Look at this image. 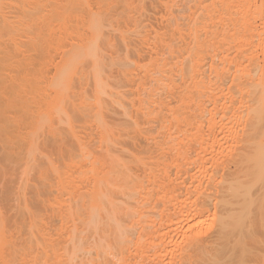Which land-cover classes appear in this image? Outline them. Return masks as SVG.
Masks as SVG:
<instances>
[{
  "label": "bare ground",
  "instance_id": "bare-ground-1",
  "mask_svg": "<svg viewBox=\"0 0 264 264\" xmlns=\"http://www.w3.org/2000/svg\"><path fill=\"white\" fill-rule=\"evenodd\" d=\"M115 1L116 0H0V142H2L1 145L2 146L4 145V149L6 148L7 154H10L11 158L13 160H18L24 156L25 162L27 163V167L28 166L30 167L29 164L31 163V165H32L33 160L36 159L34 156L37 157L38 153H42L41 155L44 156L43 158H44L46 163H45V167L40 170L39 176H40V180H42L44 182L43 183L44 187H45L44 189H46V190H44V192H42L41 195L38 192L37 198L40 199V201L42 202V204L44 206L47 207V205H48V207H47L48 209L46 208L48 211L46 209H44L43 215L40 214V216L38 213H36L33 210L28 208V218H29L28 226H29L30 233H29V237H28V245H25V247L23 248V253L20 252L21 255H19V253L14 248L9 246L8 237L3 232L4 218L0 216V232L3 233V234H1V235H3V237H0V238H2V239H0V242H1L0 245H1V248H2V246L5 248V250H3V252L1 251L2 252L1 256L2 257L4 256L3 258L5 259L4 260L0 256L1 260L3 259L2 260L3 262L1 264H10L11 262H14V261L16 262L17 260H15V259H17V258H18L17 263L19 264V262H21V264H23L22 260L25 258L26 255H27V257H29L30 261H32V263H34V264H46L47 263L46 261H48L51 264H54V263L55 264H139V263L145 264L148 262L147 259L150 258V257H148L149 256L148 254L152 253V252H150L147 254V252L149 251V249L150 250L152 249V251H153V248H154V247L150 248L149 246L154 245L153 242H156V239H161L163 236H165V234L162 235V233L159 232V231L163 230V229H161L163 227H161L160 230L157 229L158 231L152 230L153 233H150V234L148 233V232H150V230H149L147 232L149 234L148 235L149 238L148 239L146 238L147 236L144 233L147 231L146 230L147 228H145L146 224L143 225V228H145V229H142L141 224L143 222H145V220L148 221V219H150V221H152V223L154 224L157 218H155V219L152 218L155 221L151 220V217L153 216L152 213H151L152 216H147V215H146L147 217H145V215L143 216V213L146 210L145 211L141 210L140 207L143 206V208L149 209V208H146V206H149V204L144 206V203L143 204H140V203L145 202L146 201L145 197H149V195L151 196V194H150L151 192H153V197H154V194L159 195V197H161V196L163 197L164 195L166 196L168 194L167 195L168 200L171 197L174 202H177V196L176 195L177 194L179 195V193H181L182 190L180 192L178 191L179 193H177L176 192L177 190L176 191H174V190H175V187H176V189L178 187L176 185L172 187V189L174 188V190H171V191H173L174 193L176 192L175 197L173 196L174 199L176 198L175 199L176 201H175L172 196H169L172 192H170L166 189L168 191V193H167V191L164 190L166 188L165 183L167 181H165V183H163L165 188H161L162 184L160 183L161 187H159V185L155 184V183H157V182H155V180L156 179H157V181L160 180L159 177H163V174L165 172L167 175H168V173H170L169 170H168L169 172L167 171V166H169L170 163L175 165V166L177 165L178 167H174L177 169L179 168V165H180V167H181L180 171H181V173L183 172L182 177L185 174L184 173L185 171H188V170H189V172L191 171L190 170L191 168H189V169L187 168V170H185L186 167H188L190 165V162L192 160L191 155L190 156L188 155L191 151H187L188 150L187 147H190V145L189 146H187V145L190 142L187 141L189 143H187V145H186L187 150H185V148H183L184 147L183 145H185L184 144L185 141L183 142V145L178 144V146H177V143H176L177 141L176 140L174 141V138L172 137V135H170L171 133H167L166 131H164V133L163 132L161 133L162 135L160 134L161 136H163V134H164L163 137H160V135L158 134L160 141H161V139H162V141L158 142V140H156V142H158L157 144L158 145H162V144L165 145V146L162 145L159 147L160 148L164 147V149L166 150V151L165 150L164 151L166 153L168 151V153H170L171 155L176 154V157L178 159V163L176 161V163L174 162L175 163L174 164L173 163L174 159L173 160H171L169 158L164 159L165 155L163 156V158L162 157L160 158V156H161L160 154L155 156V158H156L155 162L157 163V161L159 160L163 164L162 165L159 162L162 166L161 169L164 173L162 171H160L161 173H163L162 175H160L161 173H159V170H158V172L155 171L158 167H156V169L153 167L155 170L153 168L152 169L150 168V171L147 170L148 171L147 176L149 175V177H147V180H148V178L150 179V180H148V181H150L149 182L150 185L148 182H146L148 187L146 185L145 186L147 187V189L150 186V190L148 189V191L145 190V188H146L144 186L145 182H143V180L141 182L140 179H136V178L134 179L131 172L129 171L127 163L124 160H122L120 158V156L113 153V151H112L113 147L112 146H114V143L117 142V140H116L117 133H115V132H116V130L119 132L121 129H117L116 128L117 126L115 127L114 124H113L114 125L113 126L112 124H110L109 121L107 122V120H106L107 117H105V115H104V113H105L104 110H105V106H106V104H104V100H106V99L103 98V95H105L106 93L108 95V93H109L110 96L108 95V97H111L112 91L114 90V89H112L113 86H111L109 84L110 82L107 80V78H105L104 74L107 75L105 73V69H107L109 67L106 65H108L109 62H110V64H115L116 58L113 57V55H112V56H110L111 58H109V59H111V60L110 61L108 60V63H107V61L104 60L105 54H104V49H103L102 45H104V44L111 45L112 39H110V41H108L102 37V33L104 32L103 28H105V26H109V27L111 26L112 30L114 29V31L117 30L119 33L121 32V34H123L122 39L125 40L130 35L126 34V33H129V31L127 32V30H129V28L123 29L124 27H126V26H124V21L129 22L127 25L130 24V26H133L131 32L134 29L137 30V28H135V27H137L136 24L138 23L137 17L140 16V14H141V13H139V15H138V13H137L138 9H136V7H137L136 5H138V1L134 5L135 6V8H134V6H132L134 0H119L120 3L121 2L123 3V4L121 3L122 6L124 5L123 10L125 13L123 12L124 14H122V16L121 15L120 16L110 15L111 14L110 9H112L114 4H116ZM197 1H200V0H196L194 2H197ZM227 1H228V3H227ZM227 1L226 0H203L202 2H204V3H202V6L198 5V7H197V4H196L193 8L189 7V10H187L188 13L186 12V15H185V13H183L186 18L182 15L183 18H185L187 21V27L185 26V29H183V30L180 29L178 27V24H170V25H172V27L170 25H168L171 27L172 32L178 33V34H176L177 35L176 38H178L179 42H180V43H178V44H180L178 46H181V47H179V48H181L180 52L177 51V54H176L175 50H179V49L176 48L175 50H173V52L175 54L170 53V54H172V55H170L171 57H169L170 59L169 58H166V60L164 59L165 61H163V63L160 66H159V64L161 61L157 60L158 56H157V58L154 57V58H156L155 61L153 60L155 62V65H157L156 61L159 62L158 68H156L157 66H155L153 64V66L156 68V71H155V68H153L154 71L157 72V69H158L159 72L164 74V75H160V77H157L156 80H153V81L157 82L156 85L158 87H160V90L163 88L166 90V92L171 94L169 96L173 95L172 98L175 97L174 93L177 92L176 93L177 94L176 95L177 96L176 102L173 103L174 107L172 105L171 106L173 108L172 109L169 106L170 107L169 110L170 109H172V110H170L169 115H167L165 113L168 116V117H166V116L165 117L167 118V120L169 118L170 119H176L177 123H178L177 125L182 126V131H183V130H185V128H187V127H185L186 125L188 126V124L189 125L194 124L193 122L195 121V119L201 115L198 112L203 113V114H204V112H206V110H204V108L202 107V104H203L202 102L205 101L204 95H206L207 90H209V89L213 90V88H214V90L217 88L219 89V87L222 86L223 83L226 81L225 80L226 76H227L226 66H225L224 61L222 59L220 62V66H215V68L212 70V72L214 74L213 78L207 77V75L205 74L206 65H208L209 59H211V62L213 63V61H212V54H213L212 49H213L214 44H212V42H210L209 40L212 39V41H213V39H214V41L216 40V43H217V41H220V44H221L222 43V40H221L222 35H224V34L227 35V33L225 31H224V34H222L223 30L224 29L226 30V27H228L227 29H229L228 30L229 32L233 29H234V32L238 31L237 33H233L236 35L238 33L242 34L240 32H243V35L245 38V42H244L243 47L245 46V49L247 51H249V54L247 56L244 55L243 53L241 54L242 60H244L243 62H245L247 66L245 69L246 71H244L242 73L240 80H238L237 82L241 81L244 84H246V86L247 85H248V87L251 86L249 88H251V90H253L255 92L254 93L255 96L252 95L253 98L251 100V104L248 105V107L245 110V114L243 115V117L246 120V122L244 123L246 125L245 127H247V128L249 127V131H247V132H249L248 133L249 135L248 134L246 135L249 138L248 139L245 138L244 141H242V142H244L243 144L244 145L246 144V145L243 147L244 149H242V147H241L240 150H242V151L244 150V152L246 150H249V151H246V155H245L243 152H241V154H240L239 153L240 150L238 149L239 150L238 154L236 153L237 154L236 155L234 153L236 155V157H239L238 155L241 156V158L239 157L238 161H237V158H235L234 156H233V158L231 157L232 159H234V158L236 159V162H235L236 166H238L237 165L238 163H239L240 167L244 166L243 168H241V174L240 175H239V172H234L235 174L239 175V176L237 175L238 177H236L235 174L233 176L236 178H234L232 175H231V177H229L230 176V174H229L228 178H226L224 175H223V177L219 178V177H215L216 174L215 175L211 174L205 178V179H207V184L214 181L213 185L216 184L215 183L216 180L220 179L219 184H218L219 186L217 189L220 190V186H222V185L225 188V190L223 189V190L219 191L216 189L217 186L214 185L215 189H216V193L214 192L216 196L215 195L214 196L217 198V199L215 198L216 203H213V206L215 204L214 208L221 207V209H222V207H224L225 209L228 208V210H230V211H227L229 213L225 214L226 216H224V214L222 213L223 217L220 215H219L220 218H218L219 216L217 217L218 218V220H217L218 226L221 228H222V225L226 226V224H228L230 221H233V222L237 221L238 223H240L242 221H244V222L248 221L247 219L249 218V215L252 214V210L257 205L259 206V207L257 206V209L260 208V209H262V211L264 209V63H259V61L257 60V57L255 56V52H254L255 40H257L258 43H260L259 40H260V37L262 35V34H260V31L257 28L256 21H257V19H259L264 24V0H259L260 4L257 3L258 0H227ZM188 2H190V1L188 0ZM224 2H226V3H224ZM91 3H93V5L97 6V10L93 8L95 6L91 7L92 6ZM193 3L190 6H193L194 5ZM198 3H200V2H198ZM239 4L244 7V10L241 14L237 13V10H238L237 7H239ZM167 5L170 7L169 3ZM166 6H165V8H166ZM168 6H167V8H168ZM199 7H200V9L202 8L200 11L201 15L197 16V18H196V17H194V13H195L194 11H196L194 8L199 9ZM133 8H134V10H133ZM138 8H141V7L138 6ZM171 8H172V5H171ZM171 8H170V12L172 13ZM135 9L137 11H135ZM168 9H166V10H168ZM94 10H96V11H94ZM139 11H141V9ZM220 11L225 13V16H223L224 20L222 19L224 22H221V20L218 19L220 16V14H219ZM135 12L138 15L137 17L135 16ZM225 17L227 18L226 21H225ZM171 19L172 18H170V20ZM185 19H183V20H185ZM122 20H124V21H122ZM139 20H141V19L139 18ZM170 20H168V23L172 22V20H171V22H169ZM173 20H174V18H173ZM218 20H219V22H218ZM186 21H184V23ZM121 22H123V23H121ZM135 22H137V23L135 24ZM173 22H176V21H173ZM120 23L124 27H121L122 25L120 26ZM225 25H227V26L225 27ZM209 27H211V28H209ZM208 29L210 31L212 29L213 33L210 35H212L214 38H212V36H209L207 34ZM136 30H134V32ZM209 30H208V32H210ZM170 32L171 31H169V33ZM172 32H171V34H173ZM135 33H137V32H135ZM125 35H128V36L125 37ZM157 35H154L153 37H158ZM160 35H162V34H160ZM168 36L171 37L170 35H168ZM172 36L174 37L175 35L173 34ZM72 37L77 39V42L69 43V44H67L68 47L66 46L67 48H65L64 43H65L66 39L68 40V38L71 39ZM162 37H163V35L161 36V38ZM159 38H157L156 40H158ZM169 40H170V38H169ZM153 41H154V39H153ZM153 41H152V43H153ZM159 41H160V39H159ZM160 42L162 44V41H160ZM152 43L150 46L154 45V43L153 44ZM156 43H157V45L160 46V43H158V41ZM213 43H215V42H213ZM113 44H115V42L112 43V46H113ZM217 45H219V44L217 43ZM155 47H153V48H155ZM214 47H216V45ZM59 48L62 50L64 48L65 50L62 51L61 58L55 66L54 74L51 77L50 76L48 77L45 74L43 75V71L41 69H42V66H44V64H45L44 59H43L44 53L49 52L50 50H56ZM112 48H114V46ZM112 48H109V49H112ZM149 49H151V48H149ZM261 49H262V53H263L262 62H264V44L261 46ZM155 50H157V52H158L157 48ZM214 50L217 51L216 48L213 49V51ZM218 50H220V49H218ZM30 51L34 52L33 56H31V54H28ZM113 53H115V52H113ZM114 56H116V55H114ZM116 57L118 58V56H116ZM124 58L119 59V61L117 60V63L120 62V64L123 67L127 68L131 64L129 61L127 62V60H126L127 58L126 59H124ZM167 59H169L170 61H168ZM240 65H242V64H240ZM240 65L236 66V67H239V69H241ZM40 66H41V68H40ZM153 66L150 64V66H140L139 67V68L144 67L142 69L145 70V71L143 70V72L146 74L147 80L152 79L154 76L153 75V72H154L153 69L150 70V68ZM104 67H107V68H104ZM110 67H112V65H110ZM145 67H150V68L145 69ZM237 69H235L236 72H237ZM103 71H104V73H103ZM150 71H153V72L150 73ZM238 72H239V70H238ZM108 76L109 75H107L106 77H108ZM40 78H42V79H40ZM211 79H214V80H211ZM39 80H41L44 84H46L48 87H50V89H52V91H50V95L52 94V97L49 98V96H47V95L43 96L44 93L42 94V92H44V91L37 90L36 83ZM159 81H161V82H159ZM91 84H92V86H90ZM47 86L45 87V89L48 88ZM236 86H238V85H236ZM246 86L244 85V87L247 89L248 87H246ZM244 87H243V89H244ZM88 88H90L91 90L89 91ZM163 89H162V91H163ZM49 90H48V92H49ZM38 91H40V92H38ZM89 92H91V93L89 94ZM238 92H239V90H238ZM246 92H248V91H246ZM114 93H116V92H114ZM215 93L218 94V90H215ZM107 95H106V98H107ZM219 96L220 95H218V97ZM158 97H159V95L156 98H158ZM112 98H111V100H112ZM201 98H203V101ZM153 99H155V96ZM119 100L116 102H118V103L121 102ZM141 100L142 99H140L138 102L141 106H143L142 104L144 103L143 102L144 100H142V101ZM140 101L143 103L141 104ZM157 101L159 102L160 100L157 99ZM200 101H201V103H200ZM118 103H115V104L118 105ZM153 103L154 102L150 103V105H152ZM161 103H160V105H161ZM139 109H140L139 113L145 117V115H143V113L141 112L142 109L141 108H139ZM107 111H108V109H107ZM191 111H195L193 114H195L197 112L199 115L196 116V118H195V115H197V114L193 115L191 113ZM144 112H145V110H144ZM139 113L137 115L138 117H136L138 119L140 116ZM150 113H152V112L150 111ZM105 114H107V112ZM126 114H127V110H126ZM145 114H146V112H145ZM190 114H192L191 115L192 117H190ZM205 114H204V117L207 115V114L206 115ZM78 115L81 116V118H83L82 120H84V124L92 127V129H93L92 130L93 132L91 131L92 133L89 132L90 131L89 128H88L89 131L88 130L85 131L87 127L84 125L82 126L81 124H83V123H81V124L79 123V124L81 126L80 129L84 128V131L79 129V125L77 126L76 125L77 123L75 121L77 118L76 116H78ZM148 115H150V114L148 113ZM79 116H78V118H79ZM202 117H199L200 119L197 118V119H199V120H197L198 123H199V121L201 122V120L203 122ZM243 117H242V119H243ZM192 118H193V122L191 120ZM238 118H239V116H238ZM138 119H135V120L133 119L135 122L134 121L132 122V123H134V124H132V126H134L135 128H136L137 124L139 126V123H138L139 121H136ZM242 119H240V120L242 121ZM206 120H207V122L210 121L208 119H206ZM206 120L204 121L205 126H206ZM240 120L237 119V121H240ZM245 120L243 119V121H245ZM211 121H212V123L208 122L210 125H207V126H210V128L208 127L210 129V131H207L209 129L206 130L207 126L206 127L204 126V129H205V131H207V133L215 131V128L219 126V125L217 126V123L214 119H211ZM74 122L76 124H74ZM78 122H79V120H78ZM234 123H237V122L234 121ZM175 124H176V122H175ZM199 124H197V125L194 124V125L196 127H199ZM238 124H237V126L239 127V125H241V124H239V125ZM235 125L236 124L231 125V126H235ZM58 126H60L61 131H60ZM167 126H169V124L168 125L167 124L161 125L160 131H163L162 128L165 129V127H167ZM195 126H194V128L196 129ZM190 127H193V126H190ZM245 127H244V130H245ZM120 128H123V127H120ZM171 128H172V126H171ZM219 128H218V130H219ZM190 129H191V132H194L193 128H190ZM201 129H203L202 126H201V128L200 127L197 128L198 133H200V134L202 132ZM223 129L224 128H222V129L220 128V130H223ZM167 130H169V129H167ZM178 130H177V132H178ZM197 130H196V132H197ZM82 131L85 132L84 133L85 136H83L84 134H82L83 133ZM173 131H175V130L173 129ZM42 132L48 134L50 137L48 135L47 136L51 139V141L48 139L49 140L48 142H50L49 145H48L47 139L46 140L44 139V142H46L47 144L45 143V145H43L44 148H42V150L45 149V150H43V152L39 151L38 148L35 147L38 143L39 134ZM187 132H189V131H187ZM196 132H194V134L190 133L192 136L194 135V137H195V138L194 137L190 138L192 136H189V138L191 140L196 139V137H197ZM79 133H81V134H79ZM173 133H175V132H173ZM212 133L210 134V136H209V133L206 134V132H205L204 133L205 135L202 133L203 134V135L201 134L202 136L199 135V137L201 136L200 137L201 139L199 137L198 138L202 141H205L204 139H202V137H204V136L206 137L208 135L209 141L211 142L212 140H210V137H213ZM190 134H188V135H190ZM218 135H220V134H218ZM214 136H215V134H214ZM184 137H187V135ZM208 137L205 138V139H207V141H208ZM164 138H166V140ZM216 138H217V136H216ZM202 141H200L199 143L202 144ZM214 141H215V137H214V140L212 141L213 147L216 145V143L214 144ZM210 142H209V144H211ZM174 143H176V145ZM190 144H192V143H190ZM196 145H199V144H197V142H196ZM217 145H219V143ZM212 146H211V148H213ZM219 146H218V148H219ZM46 148H48V149L46 150ZM208 149L209 148H207V150ZM35 151H37L38 153ZM34 152H35V154H34ZM209 152H211V151H209ZM206 153H208V152H206ZM170 154H166V156L168 155L167 157H169V156H171ZM203 155L205 156L204 153H203ZM206 155H208V154H206ZM209 155H211V154L209 153ZM224 155H226V154H224ZM242 155H244V156H242ZM194 156H196V155H194ZM198 156H199V154L197 155V157ZM201 156L202 155H200V158H201ZM221 156H223V155H221ZM203 157H202V159L204 160ZM139 159L140 158H138L137 160H139ZM225 159H228L227 155L225 156ZM232 159H229V161H231ZM137 160H135V161L137 162ZM141 160H142V157H141L140 161ZM208 160H209V158H208ZM243 161L246 162V164L248 163V166H245L246 164H243L244 163ZM139 162H137V163H139ZM197 162H198V160L195 159V162L193 161L191 164L196 165ZM240 162H241V164H240ZM140 163L144 164V159ZM164 164H166L167 166ZM198 164L199 163H197V165ZM173 165L170 167L173 168ZM156 166H157V164H156ZM170 167H169V169H170ZM189 167H191V165ZM199 167H200V164H199ZM164 168L166 169V171L163 170ZM182 169H183V171H182ZM237 169H238V167H237ZM192 170H194L193 166H192ZM195 170H196V168H195ZM242 170H244V171H242ZM27 171H28V169H27ZM176 171H177V174H178V172L180 173V171H178V170H176ZM237 171H239V169ZM175 172L172 175V173H173V170H172V173H170V175H168V176H170V177L173 176L172 179H174L175 178L174 175H176ZM166 174H164V176H165L164 179L161 178L163 182H164V180L168 179ZM52 175H53V177L54 176L57 177V182L54 183L52 181V183H54V184H52L51 180L49 179ZM188 175L189 174H187V176ZM176 176L178 178L179 174ZM189 177H190V175H189ZM177 178H176V182L178 181ZM169 179H171V178H169ZM204 181H206V180H204ZM76 182L82 183L83 187L79 188L76 185ZM257 184H260V187H258L259 189L255 187V186H257ZM181 185H183V184H181ZM209 186H211V185H209ZM212 187L210 189H212ZM179 188H178V190H179ZM201 188H202V190H201ZM201 188H200L201 193L199 191H197V192H199V194H201V196H203L206 191L204 190V192H203L204 187H201ZM206 188L207 187H205V189ZM253 188H255V190L256 189L259 190L258 194H252V191H254ZM22 189H23V187L19 186L18 193L23 191ZM191 191L193 194V190H191ZM164 193H167V194H164ZM187 193H188V191H187ZM199 194L195 192V196L196 195L198 196ZM210 194L212 195L213 193L211 192ZM187 195H189V194H187ZM187 195L185 197H187ZM205 195H207V196L209 195L208 191ZM256 195H258V196H256ZM165 196L161 200H164L167 197V196L166 197ZM197 196L195 197L196 200H197ZM201 196H198V197H200L202 200L204 197H201ZM214 196H212V197H214ZM178 197L181 198V196H178ZM182 197H183V192H182ZM232 197H234L233 200L236 199L235 200L236 204L239 203L240 205H242V207L244 208V213H246L247 215L244 214L243 212L240 213L241 209L238 210V211H240L238 213L233 212V211H235L234 210L235 208L232 206V204L234 203V202H232L233 200H231ZM150 198L153 199L152 197H150ZM142 199H144L145 201H143ZM148 199H147L146 203L149 201ZM154 199H156V197ZM181 199L184 202L183 198H181ZM207 199H209V198L207 197L206 201H204V202L207 203V201H208ZM133 200H134V202H132ZM154 201H157V200H154ZM165 201H167V200H165ZM186 201H188V200H186ZM198 201H199V199H198ZM131 202H132V204H131ZM168 202L171 203V201H168ZM204 202H202V203H201V201L199 202V209H200V204H202V205H201L200 210H198V208H197L198 206L196 207L197 210H195V211H197V213H199L202 209H204V210H205V208H206V210L208 209L209 206L207 205L208 207H205ZM164 203H166V202H164ZM170 203H169V206H170ZM178 203H179V201H178ZM183 204H185V203H183ZM186 204H187V202H186ZM176 205L177 204H175V206H173V207L171 206L172 209H174V208L176 209ZM197 205H198V203H197ZM181 206H182V203H181ZM186 206L188 207V205H186ZM186 206H185V208H186ZM49 207H50V209L53 208L54 211L56 210L55 212L53 211L54 214H51L52 216H55V217H52L51 215L49 216V214H50L49 212L52 213V210H50ZM171 207H169V208H171ZM235 207H237V206H235ZM151 208H152V206H151ZM164 208L166 211V206ZM243 208H242V210H243ZM158 209H160V208L158 207ZM180 209H181V207H180ZM150 210H152V209H150ZM155 210H157L156 207H155ZM169 210H171V209H169ZM204 210H202V212ZM209 210H208V212H209ZM45 211H46V213H45ZM141 211L142 212L144 211V212L141 213ZM205 211L203 213H205ZM222 211H224V210H222ZM254 211H256V210L254 209L253 212ZM189 212H191V210H189ZM55 213L57 215H55ZM148 213H149V210H148ZM159 213L162 214V212H159ZM176 213L178 214L179 211ZM176 213L174 212V214H176ZM206 213H207V211H206ZM214 213H215V211H214ZM255 213H256V215L259 214L258 211ZM163 214H164V212H163ZM148 215H150V214H148ZM165 215H163L161 217H164ZM187 215H190V214H187ZM197 215L199 217L200 213ZM179 216H181V215H179ZM56 217H58V218H56ZM213 217L215 218V216H213ZM255 217L257 219L258 216H255ZM50 218H54L57 222H59L58 223L59 225L58 224H57L58 226L56 225V222L54 219H52V222H51ZM172 218H174V217L172 216ZM176 218H178V217L176 216ZM180 218H182V217H180ZM201 218H203V217H201ZM201 218L198 219L196 217V219H198V220H200ZM243 218H246V219L242 220ZM258 218L260 219V217H258ZM170 219H171V217H170ZM190 219H192V218H190ZM210 219H212V217ZM253 219L256 220L255 218H253ZM158 220H159V218H158ZM182 220H183V218H182ZM187 220L189 222V219H187ZM187 220L185 223L186 225H187ZM147 221H146V223H147ZM167 221L170 222L169 218ZM179 221L181 222V220H179ZM193 221H195L194 216H193ZM200 221H203V220L201 219ZM200 221H199V223H200ZM163 222H165V221H163ZM163 222H162V224H163ZM196 222H197V220H196ZM233 222H232V224H233ZM263 222H262V224H263ZM148 223H150V222H148ZM152 223L147 224V227L149 225L151 226ZM172 223H170V224H172ZM202 223L203 222H201L200 224H202ZM207 223L205 226H207ZM213 223L216 224V221ZM249 223H250V221H249ZM253 223H255V222H253ZM259 223H260V227H261V222L259 221ZM175 224H174V226H175ZM234 224L236 226V223H234ZM167 225H168V223H167ZM239 225H238V227H239ZM152 226H154V225H152ZM162 226H164V225H162ZM191 226H192V223H191L190 227ZM196 226H197V224H196ZM218 226L216 225V226H211V227H213L215 229V227H218ZM235 226H233V227H235ZM254 226L256 227V225H254ZM175 227L172 228V230L175 229ZM194 227H191V230ZM244 227H242V228H244ZM262 227H263V225H262ZM176 228H178V227H176ZM235 228H237V227H235ZM258 228L259 227L257 226L256 229H258ZM188 229H189V227H188ZM188 229H187V231H188ZM218 229H220V228H218ZM259 229L261 230V228H259ZM135 230H138L137 233H139V231L141 230V234L143 233V235L146 236V237L144 236L143 238H146V239L143 240V238H142L143 235H141V234H139L138 237H135L134 236L135 232H136ZM143 230H146V231L142 232ZM164 230H165V227H164ZM172 230H170V231H172ZM222 230H223V228H222ZM227 230H229V229H227ZM184 231H183V233H184ZM206 231H208V229ZM213 231H212V235H213V233H215V230H213ZM219 231H221V230H219ZM219 231H216L217 234L213 235L214 237H215V235L218 236V239L220 237L219 235H221V232H219ZM262 231H264L263 228H262L261 232ZM177 232H176V234H177ZM208 232L211 233V230ZM222 232H226V230H224ZM258 232H259V230H258ZM36 233L39 234L41 239L37 238ZM191 233H193V232H191ZM196 233L198 234L199 232H196ZM200 233H201V231H200ZM203 233L204 232H202V234ZM218 233H220V234H218ZM227 233H228V231H227ZM193 234L191 235L192 238H193V236H195L197 238V234L196 235H193ZM246 234H247V232H246ZM256 235H257V233H256ZM256 235L254 234L255 237H256ZM199 236H198V238H199ZM206 236L207 235H204V238H202V239L205 240ZM229 236H230L229 238H231V235H229ZM249 236H250V234H249ZM259 236L255 238L256 242L259 241V240H257V238L258 239L261 238ZM261 236L264 237V235H261ZM134 237L136 239H133ZM214 237H212V238L214 239ZM250 237H252V236H250ZM263 237L261 238V241L262 240L264 241ZM179 238H181V237H179ZM183 238H184V240H188V241L191 240L190 235H188V234ZM209 238L207 237V239H209ZM212 238H210V239H212ZM226 238H228V236ZM235 238H236V240H235ZM235 238H234L235 241L234 240L233 241L237 242V244H239L241 242L239 244V245H241L242 241L244 240L241 237V233H240V236H236ZM210 239H209V241H211ZM223 239H224V237H223ZM222 240H221V242L225 241V239L223 241ZM33 241H35V242H33ZM209 241H208V244L210 243ZM261 241H259V242L261 243ZM165 242L166 241H164L163 243H165ZM168 242H169V239H168ZM194 242H196V241H194ZM214 242H215V239H214ZM259 242H257V243H259ZM32 243H34V244L36 243L37 245L39 244V246H37L35 244L37 247L41 246V250H42L41 254H43V256H41L40 261H39V259H40L39 255H38L37 251L35 250L37 247L34 245L36 248L33 249L34 247H33ZM180 243H181V240H180ZM225 243H226V241H225ZM4 244L5 245L7 244V246H5ZM159 244H157V246ZM201 244H203V243L201 242ZM214 244L217 245V243H214ZM172 245H173V243H172ZM220 245H221V243H220ZM263 245L264 244H262V246ZM157 246H156V248H158ZM204 246H202V247H204ZM209 246H210V244H209ZM225 246H227V245L225 244ZM244 246L245 245H243V249H244ZM147 247H149L148 251H147ZM186 247L189 249V250L187 249L188 253L189 252L191 253V251H193V249L196 251L198 249V251L201 252V250L199 249L201 246L198 248L196 243L193 244V242H191ZM186 247H185V249H186ZM194 247L197 249H195ZM214 247L215 246H213V249H214ZM228 247L230 248V246H228ZM231 247H232V245H231ZM236 247L237 246H235V248ZM131 248H133V249L137 248L136 249L137 251H135L136 254L134 253L135 255L132 254L133 249H132V253H130ZM162 248H164L163 245H162ZM171 248H172V246H171ZM176 248L178 250V247H176ZM207 248H204V249H207ZM246 248L247 247H245V249ZM232 249H234V246ZM0 250H2V249H0ZM169 250H171L170 247H169ZM211 250H212V248H211ZM217 250H218V248H217ZM219 250H220V248H219ZM172 251H174V249H172ZM185 251L183 249V254H185ZM202 251H203V248H202ZM214 251H216V250H213V253L216 254V252H214ZM247 251L249 252L250 250H247ZM247 251H246V253H247ZM251 251H252V254L254 255L255 252H253V250H251ZM251 251L249 252V254L251 253ZM254 251H255V249H254ZM258 251H260V250H258ZM162 252H163V250H162ZM175 252H177V251H175ZM222 252H224L223 249H222ZM160 253H159V255H156V260H157L158 256L163 255ZM239 253H240V251H239ZM244 253H242V254H244ZM78 254H80V255H78ZM153 254H155V253H153ZM171 254H172V252H171ZM198 254H197V256H198ZM210 254L213 255L212 253H210ZM215 254L213 257L212 256L211 257L214 258L215 256H217ZM221 254L222 253H220L219 255H221ZM240 254H239V256L237 255L238 256L237 258L235 257L236 259H234V258L233 259L238 261ZM249 254L248 253L244 254L245 257H246V255H248L247 256L248 260L251 259V256L249 258ZM261 254H263V253H261ZM16 255H18V257ZM82 255H83V257H87L85 255H88V260L83 261V259L81 257H79ZM150 255H152V254H150ZM191 255L194 257V254H191ZM233 255H232V257H234ZM19 256L21 257V259ZM35 256L38 257V259H37V261H39L38 263H35V261H34ZM188 256L189 255H186L184 257V255L183 256L181 255L180 258H182V257L185 258V261L183 260L184 262L181 260L183 262L182 264H195L194 261L192 263L191 262L192 260H189L190 256H189V258H188ZM197 256L195 255L194 258H196ZM199 256L197 257L198 263L199 262L202 263L201 259L199 261V258L201 257V256L200 257ZM255 256H253V257L256 260ZM77 257L82 259V260L79 259L81 261V263L79 262ZM164 257H166L165 254H164ZM169 257H170V255H169ZM177 257H179V256H177ZM218 257L219 256H217L216 258H218ZM225 257H221V259H223ZM245 257L243 258L244 260H245ZM161 258L162 257H160V259ZM171 258H172V256H171ZM171 258H169V259H171ZM201 258H203V256ZM229 258L231 259V257H229ZM19 259L21 261H19ZM151 259H153V258H151ZM158 259H159V257H158ZM173 259L174 258H172V261L174 262L175 260H173ZM210 259L211 258L209 256L208 260L210 261ZM219 259H216V260L219 261ZM230 259H229V261L233 264V262ZM49 260H53V261L55 260L57 262H53V261L51 262ZM76 260L78 261V263ZM153 260H155V259H153ZM178 260H180V259H178ZM193 260H195V259H193ZM202 260L206 261V259H202ZM145 261H147V262H145ZM149 261H151V260L149 259ZM196 261H197V259H196ZM212 261H213V259H212ZM247 261H246V264H247ZM152 262H155V261H152ZM152 262H150V263H152ZM167 262H169V261H167ZM173 262H171V264ZM179 262H177L175 264H178ZM223 262H224V259H223ZM235 262L236 261H234V263ZM253 262L256 263L255 261H253ZM49 263H47V264H49ZM210 264H213V263H210ZM214 264H217L216 261ZM221 264H223V263H221ZM236 264H237V262H236ZM244 264H245V262H244ZM248 264H250V263L248 262Z\"/></svg>",
  "mask_w": 264,
  "mask_h": 264
},
{
  "label": "rangeland",
  "instance_id": "rangeland-1",
  "mask_svg": "<svg viewBox=\"0 0 264 264\" xmlns=\"http://www.w3.org/2000/svg\"><path fill=\"white\" fill-rule=\"evenodd\" d=\"M137 1H138V5H136L137 7H136V9H138V15H139V13H141L140 14V16H138L137 15V13L135 12V16L137 17V22H135V24H136V26L137 27H135V28H137V30L136 29H134V30H136L135 32H137V33H135L134 32V30L131 32V30H132V27L133 26H130V24L129 25H127L129 22H127V21H124V20H122V21H124V26H126V27H124L121 23H123V22H121L120 23V26L121 27H124L123 29H128L129 28V30H127V32L129 31V33H126L125 31V33L126 34H128V35H130L129 37H127L128 35H125V37H127L125 40H123L122 39V37H123V34H121V32L119 33L117 30L116 31H114V29L112 30L111 29V26L109 27V26H105V28H103V33H102V37L104 38V39H106V40H108V41H110V39H112L111 40V42L113 43V42H115V44H113V46H114V48H112L113 46H112V43H111V45H107V44H104V45H102L103 46V49H104V60L105 61H107V63H108V60L110 61L111 59H109V58H111L110 56H112L113 55V57H115L116 59H115V61H116V63L115 64H110V62H109V64L108 65H106V66H109L108 68L107 67H104V68H107V69H105V73L107 74V75H109L108 77H106L107 75H105L104 74V76H105V78H107V80L110 82L109 84L111 85V86H113L112 87V89H114L113 91L114 92H116V93H114L112 90V94H111V97H108V95H109V93H108V95H107V93L105 94V95H103V98L104 99H106V100H104V104H106V106H105V110H104V112L106 113L107 112V114H105L104 113V115H105V117H107V122L109 121L110 122V124H114L115 125V127L117 128V129H121L119 132L116 130V132L115 133H117V135H116V140H117V142L116 143H114V146H112L113 148H112V151H113V153H115V154H117L118 156H120V158L122 159V160H124L126 163H127V166H128V168H129V171L131 172V174H132V176H133V178L135 179H140V181L142 182V180H143V182H145L144 183V186L146 185L147 186V183L146 182H150V181H148V180H150L149 178H148V180H147V177H149V175L147 176V170H149L150 171V168L152 169L153 167L156 169V167H158L155 171H157L158 172V170H159V173H161L160 171H162V169H161V162L158 160H156L157 161V163L155 162V156H157L158 154H160L161 156H160V158L162 157L163 158V156L165 157L164 159H171V160H173V163L175 162L176 163V161H177V163H178V159H177V157H176V154H170V153H168V151H167V153L165 152L166 150L164 149V147L163 148H160L159 146H162V145H164V144H162V145H158L157 143L160 141V138H159V135L163 132L164 133V131H166L167 133H171L170 135H172V137L174 138V141L176 140L177 142V146H178V144H182L183 145V142H184V144L185 145H183L184 147L183 148H185V150H187V148H188V150L187 151H191L188 155L190 156L191 155V157H192V160H191V162H190V165H191V167H186V169L185 170H187V168L189 169V168H191L190 170V172H189V170L188 171H185L184 173L186 174H184L183 175V177H182V174H183V172L181 173V171H180V169H181V167H180V165H179V168L177 169V168H174V167H178L177 165L175 166V165H173V164H169V166H167L166 164H164V165H166L167 166V171L169 170L170 171V173H172V170H173V173H172V175L174 174V172L176 171V170H178V171H180V173L178 172V174H179V176H178V178H177V176L176 175H178L177 174V171L175 172L176 173V175H174L175 176V178L174 179H172L173 178V176L172 177H170V176H168V175H170V173H168V175L166 174V172L164 173L163 171V173L164 174H166L167 175V177H168V179L167 180H164V182L162 181V179L161 178H163L164 179V174L163 173H161L160 175H162L163 174V177H159L160 178V180H158L157 181V177L155 178L156 180H155V182H157V183H155V184H157V185H159V187H161L160 185L162 184V187L161 188H165V186H166V188L164 189V190H168V191H170V192H172L169 196H174L175 197V193L177 192V193H179L181 190V193H179V195L177 194L176 196H177V202H174L173 200H172V198L170 197L169 198V200L167 199L168 198V191H167V193H164V194H167L165 197V199L164 200H161V199H163L164 198V196L162 197H159V195H156V194H154V197H153V192H151L150 194H151V196L149 195V197H145L146 198V201H147V199L149 200L147 203H146V201L144 200V199H142L143 201H145V202H141L140 204H143L144 203V206H146L147 204H149V206H146V208H149V209H145V208H143V206H141L140 204V206L142 207H140V209L141 210H146L144 213L141 211V213H143V216L145 215V217H147V216H152L151 217V220H153V221H155L154 219L155 218H157L156 219V221H155V223L153 224L152 223V221H150V219H148V221L147 220H145V222H143L142 224H141V226H142V229H145V228H147L146 230H143L142 232H144V231H146V232H144L145 233V235L147 236H145V235H143V233L141 234V230L139 231V233H137V231L138 230H135L136 232H135V237H138V235L139 234H141V235H143L142 236V238L145 236L147 239L149 238L148 237V235L150 234V233H153L152 232V230H160V228L161 227H163V228H161V229H163V230H161V231H159V232H161L162 233V235L163 234H165V236H161L162 238L161 239H156V242H153L154 243V245H152V246H149L150 248H153V251H152V249L150 250L149 249V247H147V251H148V249H149V251L147 252V254L148 253H150V252H152V253H150V254H152V255H150V254H148L149 256L148 257H150L149 259L151 260V261H149V259H147L148 260V262L147 261H145V262H147V263H145V264H171V262H173L172 261V258H174L173 260H175L172 264H175V263H177V262H179L178 264H182L184 261H185V258H180L181 257V255L183 256L184 255V257L186 256V255H191V254H194V257H195V255L197 256V254L200 252V251H198V249L197 248H195V249H197V251L196 250H194L193 249V251H191V253L189 252L188 253V251H187V245L189 244V243H191V242H193V244H195L196 243V245H197V247L199 248L200 246V250H201V252L203 253H199L198 254V256L200 255L201 257L203 256V258H201L200 256V258H199V261H200V259H201V261H202V263L201 262H199L200 264H210V263H215V261H216V263L217 264H221V263H223V264H232L230 261H229V257H231V261L233 262V264H236V262H237V264H244V262H245V264H246V261L248 260V255H246V257L244 256V254H249V252L251 251V250H253V252H255L254 253V255L252 254V251H251V255L249 254V258H250V256H251V259L250 260H248L247 261V264H248V262L250 263V264H264V245L262 246V244H264V241L262 240L261 241V238L263 237V236H261V235H264V231H262L261 232V230H262V228H263V230H264V209H263V211H262V209H257V206L256 207H254V209L256 210V211H254L253 212V210H252V214L251 215H249V218L247 219L248 221H242V220H245L246 218H243L241 221L242 222H240V223H238L237 221H230L228 224H226V226L228 227H226L225 225H222V228H223V230H222V228L221 227H219L218 226V218H220V216H222V213L224 214V216H226L225 214H228L229 212H227V211H230V210H228V208H224V207H222V209H221V207H217V208H214V206H215V204H214V206H213V203H216V195H215V193H216V189L218 188V184H219V180L220 179H218V180H216V184H214V185H216L217 187H216V189H215V186L213 185V183H214V181L213 182H211V183H208L209 185H211V186H209L208 184H207V179H205L206 177H208L209 175H211V174H216V176L215 177H219V178H221V177H223V175L226 177V178H228V175L230 174V176L229 177H231V175L233 176L235 173L234 172H239V175L241 174V168H243V167H240L239 166V163L237 164L238 166H236L235 165V162H236V159L235 158H237V161H238V159H239V157L241 158V156L240 155H238L239 157H236V155L238 154V151L241 149V147H242V149H244L243 147L246 145H244L243 143L244 142H242V141H244V139L245 138H249V137H247L246 135L249 133V132H247V131H249V127L247 128V127H245L246 125L244 124L245 122H246V120H245V118L243 117V115L245 114V110H246V108L248 107V105L249 104H251V100H252V98H253V96H255V92L253 91V90H251V88H249V87H251V86H249L248 87V85L246 86V84H244L243 82H241V81H239V82H237L238 80H240V77L242 76V73L244 72V71H246L245 69H246V63L245 62H243L244 60H242V57H241V54L243 53L244 55H248L249 54V51H247L246 49H245V46L243 47V45H244V42H245V38H244V35H243V32H240V33H242V34H233V33H237L238 31H235L234 32V29L233 30H231L230 32L228 31L229 29H227L228 27H226L227 25H225V27H226V30L224 29H222L223 30V33L222 34H224V31L227 33V35H222V38H221V40H222V43L220 44V41H217V43L219 44V45H217V43H216V40L214 41V39H213V41H212V39H210L209 41L210 42H212V44H214V46L216 45V47H214L213 46V49H217V51L216 50H214L213 51V49H212V52H213V54H212V61H213V63L211 62V59H209V61H208V65H206V71H205V74L207 75V77H210V78H213L214 76V74H213V72H212V70L215 68V66H220V62H221V59L224 61V64H225V66H226V72H227V76H226V81L223 83V85L222 86H220L219 87V89L217 88V89H215V90H218V94H216L215 93V90H214V88H213V90L211 89H209V90H207V92H206V95H204L205 96V101L204 102H202L203 104H202V107L204 108V110H206V112H204V114L206 115L205 117H204V114L203 113H200V112H198L199 114H201L199 117H202V119H203V122H202V120H201V122L199 121V123L197 122V120H199L200 118L199 117H197V118H199V119H197L196 118V116H198L199 114L196 112L195 114H197V115H195V114H193L195 111H191V113L193 114V115H195V121L193 122V118L191 119L192 120V122L194 123V124H199V127L201 128V126H202V128L204 129V124H205V120L206 119H208V120H210V121H208L209 123H212V121H211V119H214L215 121H216V123H217V126L218 127H216L215 128V131H212V132H208L209 133V136H210V134L212 133V135H213V137H210V140H214V137H215V141H214V144L216 143V145L213 147L212 145H213V142L211 141H209V137H208V135L206 136V137H208V141H207V139H205L206 137L204 136V137H202V139H204L205 141H202V140H200L201 138V136L206 132V134H208L207 133V131H210V126H207V125H210L208 122H207V120H206V130L207 129H209V130H207V131H205V129L203 130V129H201V134L200 133H198V130H197V128H199V127H196L194 124L193 125H189L188 124V126L186 125L185 127H187V128H185V130H183L182 131V126H179V125H177L178 123H177V120L176 119H168L167 120V118L166 117H168L167 115H169V113H170V110H172L173 108L171 107L172 105H173V107H174V104L173 103H175L176 102V99H177V92L176 93H174L175 95V97H173L172 98V96H169V95H171V94H169L168 92H166V90L165 89H163V91H162V89L160 90V87H158L156 84H157V82H155V81H153V80H156V78L157 77H160V75H164L163 73H161V72H159L158 71V69H157V72H155L156 71V68H158L162 63H163V61H165L166 60V58H169V57H171L170 55H172L174 52H173V50H175L176 48L177 49H179V50H175V53L177 54V51H179L180 52V50H181V48H179V47H181V46H178V45H180V44H178V43H180L179 42V39L178 38H176V34H178V33H174V32H172V30H171V27H172V25H170V24H178V27L180 28V29H185V26L187 27V21H186V17H185V15H186V12L188 13V11L187 10H189V7H194L196 4H197V7H198V5H201L202 6V3H204V2H202L201 0L200 1H197V2H194V1H196V0H189L190 2H188V0H134L133 1V4H132V6H134L136 3H137ZM192 1V2H191ZM227 1V0H226ZM116 2V4H114V6H113V8L112 9H110V11H111V14L110 15H118V16H122V14H124L125 12H124V10H123V7H124V5L122 6V4L119 2V0H116L115 1ZM188 2V3H187ZM194 2V3H193ZM198 2H200V3H198ZM169 3V5H170V7L167 5ZM171 3V4H170ZM191 3V4H190ZM192 3L194 4L193 6H190V5H192ZM224 3H226V2H224ZM227 3H228V1H227ZM257 3L258 4H260V1L258 0L257 1ZM91 7H93V6H95V7H93L94 9H96L97 10V6L96 5H93V3H91ZM168 6V8H167V6ZM171 5H172V8H171ZM138 6H140L141 8H138ZM165 6H166V8H165ZM200 6V7H201ZM200 7H199V9L198 8H194L196 11H194L195 13H194V17H196L197 18V16H199V15H201L200 13V11H201V9H200ZM92 8V9H93ZM134 8H135V6H134ZM134 8H133V10H134ZM170 8H171V11H172V13L170 12ZM238 8V10H237V13L238 14H241L242 12H243V10H244V7L243 6H241L240 4H239V7H237ZM125 9V8H124ZM135 9V11H137ZM141 9V11H139ZM166 9H168V10H166ZM96 10H94V11H96ZM124 12V13H123ZM169 12V13H168ZM171 13V14H170ZM183 13H185V15L183 14ZM222 13V14H221ZM197 14V15H196ZM220 16H219V18L218 19H220L221 20V22H224L223 20V16H225V13H223V12H221L220 11ZM224 14V15H223ZM171 17H170V16ZM185 17V18H183V16ZM124 16V15H123ZM139 18L141 19V20H139ZM170 18H172L171 20H172V22L173 21H176V22H171V20H170ZM173 18H174V20H173ZM176 18V19H175ZM183 19H185V20H183ZM223 19V20H222ZM226 17H225V21H226ZM168 20H170L169 22H171V23H168ZM184 21H186L185 23H184ZM127 22V23H126ZM218 22H219V20H218ZM186 24V25H185ZM140 25V26H139ZM168 25H170V26H168ZM256 25H257V28H258V30L260 31V34H262L261 35V37H260V43H258V41L257 40H255V43H254V52H255V56L257 57V60L259 61V63H264V62H262V60H263V53H262V49H261V46L264 44V24L261 22V20H259V19H257V21H256ZM139 26V27H138ZM169 27V28H168ZM224 27V26H223ZM139 28V29H138ZM209 28H211V27H209ZM222 28V27H221ZM232 28V27H231ZM230 28V29H231ZM170 29V30H169ZM213 29V28H212ZM212 29H211V31L210 32H208V30H207V34L209 35V36H212V35H210V34H212L213 32H212ZM140 32H139V31ZM169 31H171L175 36L173 37L172 35L173 34H171V32L169 33ZM131 32V33H130ZM229 32V33H228ZM232 32V33H231ZM231 33V34H230ZM104 34V35H103ZM121 36H120V35ZM158 34V35H157ZM160 34H162L163 35V37L161 38V36L162 35H160ZM229 34V35H228ZM154 35H157L158 37H153ZM160 35V36H159ZM168 35H170L171 37H169ZM170 38V40L172 41H170L169 40V38ZM124 37V38H125ZM160 37V38H159ZM208 37V36H207ZM109 38V39H108ZM157 38H159L160 39V41H162V44H161V42L159 41V39L158 40H156ZM172 38V39H171ZM176 38V39H175ZM212 38H214L213 36H212ZM24 39V38H23ZM153 39H154V41H153ZM163 39V40H162ZM174 39V40H173ZM152 41H153V43H154V45H152V46H150L151 45V43H152ZM158 41V43H160V46L159 45H157V42ZM75 42H77V39H75V38H68V40L66 39V41H65V43H64V47L65 48H67L68 47V45L67 44H69V43H75ZM213 42H215V43H213ZM152 43V44H153ZM67 46V47H66ZM156 46V47H155ZM178 46V47H177ZM107 47V48H106ZM153 47H155V48H153ZM221 47V48H220ZM109 48H112V49H109ZM149 48H151V49H149ZM158 49V52H157V50H155V49ZM171 48V49H170ZM114 49V50H113ZM116 49V50H115ZM170 49V50H169ZM218 49H220V50H218ZM63 50H65L64 48H63ZM62 49H56V50H50L49 52H46V53H44V62H45V64H44V66H42V71H43V75L45 74V75H47L48 77L50 76H52L53 74H54V72H55V66H56V64H57V62L60 60V58H61V54H62V51H63ZM113 50V51H112ZM152 50V51H151ZM172 51V52H171ZM113 52H115V53H113ZM169 52V53H168ZM220 52V53H219ZM170 53H172V54H170ZM174 53V54H175ZM28 54H31V56H33L34 55V52L33 51H30ZM114 55H116V56H118V58L116 57V56H114ZM169 55V56H168ZM157 56H158V58H157ZM125 57V58H124ZM154 57H156L157 58V60L158 61H161L160 62V64H159V62L158 61H156L157 63V65H155V59L156 58H154ZM122 58H124V59H126L127 60V62L129 61L130 62V64L131 65H127L128 67L126 68V67H123L121 64H120V62H118L117 63V60L119 61V59H122ZM160 59V60H159ZM162 59V60H161ZM165 59V60H164ZM170 59V58H169ZM169 59H167L168 61H170ZM154 60V61H153ZM153 62V63H152ZM165 63V62H164ZM150 64L153 66V64L155 65V66H157L156 68L153 66V67H145V69L146 68H150V70H152L153 68H155V71H154V69H153V71H150V73H152L153 72V78L152 79H148L147 80V78H146V74L143 72V70L144 69H142V68H144V67H141V68H139L140 66H150ZM158 64H159V66H158ZM240 64H242V65H240ZM244 64V65H243ZM110 65H112V67H110ZM240 65V68L241 69H239V67H236V66H239ZM122 66V67H121ZM235 66V67H234ZM39 68V67H38ZM40 68H41V66H40ZM238 68V69H237ZM235 69H237V72H238V70H239V72L237 73L236 72V70ZM235 70V71H234ZM145 71V70H144ZM170 72V71H169ZM103 73H104V71H103ZM237 73V74H236ZM162 77V76H161ZM40 79H42V78H40ZM211 80H214V79H211ZM107 82V81H106ZM159 82H161V81H159ZM158 82V83H159ZM91 83V82H90ZM237 83V84H236ZM108 84V85H109ZM154 84V85H153ZM235 86H234V85ZM242 86H241V85ZM36 88H37V90H40V91H44V92H42V94H43V96H49V98L50 97H52V94L50 95V91H52V89H50V87H48L46 84H44L41 80H39L37 83H36ZM45 85V86H44ZM236 85H238V86H236ZM244 85L246 86V87H248L247 89L244 87ZM48 87V88H46L45 89V87ZM90 86H92V84L90 85ZM241 86V87H240ZM89 87V86H88ZM108 87V86H107ZM243 87H244V89H243ZM91 88V87H90ZM90 88H88L89 89V91L92 89H90ZM110 88V87H109ZM108 88V89H109ZM237 88V89H236ZM242 88V89H241ZM46 91H45V90ZM50 89V90H49ZM155 89V90H154ZM157 89V90H156ZM48 90H49V92H48ZM238 90H239V92H238ZM244 90V91H243ZM40 91H38V92H40ZM88 91V90H87ZM162 91V92H161ZM246 91H248V92H246ZM92 92V91H91ZM91 92H89V94L91 93ZM164 92V93H163ZM118 93V94H117ZM249 93V94H248ZM209 94V95H208ZM217 96H216V95ZM106 95H107V98H106ZM159 95V97L158 98H156L157 96ZM218 95H220L219 97H218ZM253 95V96H252ZM110 96V95H109ZM114 96V97H113ZM120 98H119V97ZM154 96H155V99H153L154 98ZM207 96V97H206ZM113 97V98H112ZM111 98H112V100H111ZM116 100H115V99ZM120 100H119V99ZM142 99V100H144L143 102H141V104L143 105V106H141L140 104H139V100L140 99ZM157 99H159L160 101L158 102L157 101ZM202 99V101H203V98H201ZM249 99V100H248ZM115 102H114V101ZM121 101V102H116V101ZM154 100V101H153ZM106 101V102H105ZM156 101V102H155ZM172 101V102H171ZM114 102V103H113ZM152 102H154L152 105H150V103H152ZM158 102V103H157ZM250 102V103H249ZM115 103H118V105L117 104H115ZM160 103H161V105H160ZM200 103H201V101H200ZM145 104V105H144ZM159 104V105H158ZM168 105V106H167ZM140 106V107H139ZM145 106V107H144ZM172 108V109H170L169 110V108L170 107ZM107 107V108H106ZM145 109H144V108ZM206 107V108H205ZM139 108H141L142 109V113H143V115H145V117L144 116H142L139 112ZM107 109H108V111H107ZM127 110V114H126V110ZM145 110V112H146V114H145V112H144V110ZM150 111L152 112V113H150ZM129 112V113H128ZM150 114V115H148V113ZM138 113L140 114V116H139V119L138 118H136V117H138L137 115H138ZM167 115H166V114ZM129 114V115H128ZM192 114H190V117H192L191 115ZM203 114V115H202ZM79 116V115H78ZM78 116H76L77 118H78ZM166 116V117H165ZM238 116H239V118L240 119H242V117H243V119L245 120V121H243V119H242V121L238 118ZM144 117V118H143ZM194 117V116H193ZM76 118V123L74 122V124H76L77 126L79 125V129H80V124L81 123H83V124H81L82 126L84 125V126H86L85 128H86V130L85 131H87L88 130V128H89V132H91L93 129H92V127H90L89 125H86V124H84V120H82L83 118H81V116H79V118L77 119ZM205 118V119H204ZM238 120H240V121H237V119ZM75 119V118H74ZM135 119H138V120H136V121H139L138 123H139V126H138V124H137V126H136V128L134 127V126H132V124H134V123H132L133 121ZM166 119V120H165ZM234 119V120H233ZM78 120H79V122H78ZM173 120V121H172ZM176 122V124H175V122ZM234 121L235 122H237V123H234ZM135 122V121H134ZM80 123V124H79ZM208 123V124H207ZM236 124L235 126H231V125H234V124ZM241 124V125H239V124ZM163 124H169V126H167V127H165V129H163L162 128V130L163 131H160L161 130V125H163ZM237 124L239 125V127L237 126ZM113 125V126H114ZM177 125V126H176ZM201 125V126H200ZM76 126V127H77ZM92 126V125H91ZM171 126H172V128H171ZM190 126H193V127H190ZM194 126L196 127V129L194 128ZM237 126V127H236ZM245 127V130H244V127ZM59 127V129H60V131H61V128H60V126H58ZM120 127H123V128H120ZM125 127V128H124ZM134 127V128H133ZM178 127V128H177ZM193 128V131L194 132H196V130H197V137H196V139H190V138H193L194 137V135L192 136L191 134H194V132H191V129L190 128ZM209 127V128H208ZM222 129V128H224L223 130H220V128ZM172 130H171V129ZM218 128H219V130H218ZM78 129V128H77ZM78 129V130H79ZM167 129H169V130H167ZM173 129L175 130V131H173ZM179 129V130H178ZM187 129V130H186ZM190 129V130H189ZM248 129V130H247ZM80 130H83L84 131V128L82 129H80ZM79 130V131H80ZM177 130H178V132H177ZM82 131V132H83ZM182 131V132H181ZM187 131H189V132H187ZM200 131V130H199ZM218 131V132H217ZM93 132V131H92ZM91 132V133H92ZM160 132V133H159ZM173 132H175V133H173ZM177 132V133H176ZM186 132V133H185ZM220 132V133H219ZM247 132V133H246ZM85 132H83L82 134H84ZM183 133V134H182ZM187 135V137H184V136H186L185 134ZM191 133V134H190ZM195 133V134H196ZM217 133V134H216ZM79 134H81V133H79ZM159 134V135H158ZM181 134V135H180ZM188 134H190V135H188ZM214 134H215V136H214ZM218 134H220V135H218ZM251 134V133H250ZM48 134H46V133H44V132H42V133H40L39 134V139H38V143H37V145L35 146L36 148H38V150L39 151H42L43 152V150H45V149H43L42 150V148H44L43 147V145H45V143L46 142H44V139L46 140L47 139V142L50 140L51 141V139L47 136ZM162 135V134H161ZM160 135V137H163L164 136V134H163V136H161ZM199 135H201L200 137H199ZM205 135V134H204ZM211 135V136H212ZM249 135V134H248ZM83 136H85V134L83 135ZM189 136H192V137H190L189 138ZM216 136H217V138H216ZM200 139H199V138ZM244 137V138H243ZM154 138V139H153ZM156 138V139H155ZM159 138V139H158ZM172 138V139H173ZM195 138V137H194ZM198 138V139H197ZM49 139V140H48ZM165 140H166V138H164ZM188 139V140H187ZM238 141H237V140ZM156 140H158V142H156ZM202 141V144L201 143H199L200 141ZM161 141H162V139H161ZM160 141V142H161ZM187 141H189L190 143H192V144H190L189 142H187ZM192 141V142H191ZM199 141V142H198ZM237 141V142H236ZM156 142V143H155ZM196 142H197V144H199V145H196ZM209 142L211 143V144H209ZM176 143H174L175 145H176ZM187 143H189L188 145H187ZM219 143V145H217ZM2 144V142H0V216L1 217H3L4 218V226H3V232L5 233V235L8 237V240H9V246L10 247H12V248H14L18 253H19V255H21V253L20 252H22L23 253V248L25 247V245H28V237H29V233H30V231H29V226H28V223H29V218H28V208L29 209H31V210H33L34 212H36V213H38L39 214V216H40V214L41 215H43V212H44V209H46L47 207H48V205H47V207L46 206H44L43 204H42V202L40 201V199H38L37 198V196H38V192H39V194L41 195L42 194V192H44V190H46V189H44L45 187H44V182L42 181V180H40V176H39V172H40V170L41 169H43L44 167H45V160H44V156L43 155H41L42 153H38L37 151H35V152H37L38 153V155H37V157L36 156H34L36 159H34L33 160V162H32V165H31V163L29 164L30 165V167L28 168L27 167V163L25 162V159H24V156L22 157V158H20V159H18V160H13L12 158H11V155L10 154H7V150H6V148L4 149V145L2 146L1 145ZM47 144V143H46ZM50 144V142H48V145ZM160 144V143H159ZM189 146L190 145V147H187V146ZM240 145V146H239ZM159 148H158V147ZM165 146V145H164ZM197 146V147H196ZM200 148H199V147ZM211 146L213 147V148H211ZM217 146V147H216ZM218 146H219V148H218ZM187 147V148H186ZM190 148V149H189ZM207 148H209L208 150H207ZM247 148V147H246ZM249 148V147H248ZM48 148H46V150H47ZM239 149V150H238ZM165 150V151H164ZM193 150V151H192ZM213 150V151H212ZM209 151H211V152H209ZM246 151H249V150H246ZM246 151L244 152V150L242 151V150H240L239 151V153L241 154V152H243L245 155H246ZM35 152H34V154H35ZM200 152V153H199ZM206 152H208V153H206ZM203 153L205 154V156L203 155ZM209 153L211 154V155H209ZM236 155H235V154ZM242 153V154H243ZM166 154H170L171 156H169V157H167L166 156ZM199 154V156L197 157V155ZM206 154H208V155H206ZM224 154H226L227 155V157H228V159H225V156L226 155H224ZM10 155V156H9ZM193 155V156H192ZM194 155H196V156H194ZM200 155H202L201 156V158H200ZM221 155H223V156H221ZM204 156V157H203ZM233 156L235 157L234 159H232L233 158ZM242 156H244V155H242ZM141 157H142V160L144 159V164H142V163H140V162H142V160L140 161V159H141ZM171 157V158H170ZM202 157L204 158V160L202 159ZM207 159H206V158ZM232 157V158H231ZM138 158H140L139 160H137ZM197 159L198 160V162L197 163H199L200 164V167H199V164L197 165V163H196V165L194 164V165H192L191 163L194 161L195 162V159ZM200 158V159H199ZM208 158H209V160H208ZM177 159V160H176ZM229 159H232L231 161H229ZM135 160H137V162H139V163H137ZM235 160V161H234ZM226 161V162H225ZM161 164H160V163ZM244 162V161H243ZM174 163V164H175ZM180 163V162H179ZM202 163V164H201ZM156 164H157V166H156ZM240 164H241V162H240ZM243 164H246V162H244ZM163 165V164H162ZM173 165V168L172 167H170V166H172ZM192 166H193V169L194 170H192ZM195 166V167H194ZM242 166V165H241ZM245 166H248V163L245 165ZM169 167H170V169H169ZM237 167H238V169H239V171H237L238 169H237ZM195 168H196V170H195ZM246 168V167H245ZM27 169H28V171H27ZM163 170H165L166 171V169L164 168ZM198 170V171H197ZM27 171V172H26ZM168 171V172H169ZM182 171H183V169H182ZM242 171H244V170H242ZM26 172V173H25ZM192 172V173H191ZM191 173V174H190ZM195 173V174H194ZM197 173V174H196ZM233 173V174H232ZM187 174H189L190 175V177H189V175L187 176ZM236 175V177H238L239 175L238 174H235ZM238 175V176H237ZM182 179H181V178ZM186 177V178H185ZM234 177V176H233ZM236 177H234V178H236ZM158 178V179H159ZM169 178H171V179H169ZM176 178L178 179V183L176 182ZM50 180H51V183H52V181L55 183V182H57V177H53V175L49 178ZM147 180V181H146ZM169 180V181H168ZM182 180V181H181ZM204 180H206V181H204ZM160 181V182H159ZM165 181H167L166 183H165ZM181 181V182H180ZM209 182V181H208ZM54 183H52V184H54ZM159 183V184H158ZM161 183V184H160ZM163 183H165V186L163 185ZM181 184H183V185H181ZM207 184V185H206ZM76 185L79 187V188H82L83 187V184L82 183H80V182H76ZM149 185H150V183H149ZM177 186L178 188H179V190H178V188L176 189V187H175V190H174V188L172 189V187L173 186ZM180 185V186H179ZM19 186H22L23 187V191H21V192H19L18 193V188H19ZM145 186V187H146ZM184 188H183V187ZM214 188H213V187ZM148 187V186H147ZM147 187L145 188V190L146 191H148V189L150 190V186H149V188L147 189ZM183 189H182V188ZM201 187H204L203 188V192H204V190L206 191L205 193H204V195L207 193V191H208V196L207 195H203V196H201V194H199V192L202 190V188ZM205 187H207L206 189H205ZM209 187V188H208ZM212 187V189H210ZM256 188H258V187H260V184H257V186H255ZM160 188V189H161ZM200 188H201V190H200ZM144 189V188H143ZM225 190V188H224V186L222 185V186H220V190L219 189H217V190H219V191H221V190ZM259 189V188H258ZM258 189H256L255 190V188H253V190L255 191H252V194H258ZM163 190V189H162ZM163 190V191H164ZM171 190H174V191H176L175 193L173 192V191H171ZM190 190V191H189ZM191 190H193V194H192V191ZM54 191V190H53ZM179 191V192H178ZM187 191H188V193H187ZM196 193H198L199 195L198 196H201V197H208L209 199H207L208 201H207V203L206 202H204V201H206V198L204 199H202L201 200V198L200 197H198L197 195V200H196V196H195V192ZM197 191H199V192H197ZM218 191V192H219ZM165 192V191H164ZM182 192H183V197H182ZM185 192V193H184ZM213 193L212 195L210 194V193ZM215 192V193H214ZM254 192V193H253ZM189 194V195H187V194ZM201 193V192H200ZM220 193V192H219ZM161 195V194H160ZM187 195V197H185ZM194 195V196H193ZM215 195V196H214ZM158 196V197H157ZM178 196H181V198H183V200H184V202L182 201V199L180 198V197H178ZM212 196H214V197H212ZM255 196V195H254ZM256 196H258V195H256ZM150 197H152L153 199H151ZM156 197V199H154ZM174 197H173V199H174ZM216 198V199H215ZM233 198L234 197H232V199L231 200H233ZM151 199V200H150ZM171 199V200H170ZM176 199V198H175ZM174 199V200H175ZM180 199V200H179ZM188 200V201H186V200ZM198 199H199V201H198ZM154 200H157V201H154ZM160 200V201H159ZM165 200H167V201H165ZM236 200V199H235ZM235 200H233L232 202H234L233 204H232V206L235 208L234 210L235 211H233V212H240V213H244V208L242 207V205H240L239 203H237L236 204V202H235ZM154 201V202H153ZM163 201V202H162ZM168 201H171V203L170 202H168ZM176 201V200H175ZM178 201H179V203H178ZM201 201V203L202 202H204L205 203V207H208V209L206 210V208H205V210L207 211V213H206V211L204 210V209H202V210H204L205 211V213H203L202 212V210L199 212L200 213V216L201 217H203V218H201L200 216L198 217V215L197 214H199V213H197V211H195V210H197V208H198V210H200L201 209V205L202 204H200V209H199V202ZM212 201V202H211ZM132 202H134V200L132 201ZM132 202H131V204H132ZM164 202H166V203H164ZM173 202V203H172ZM186 202H187V204H186ZM163 203V204H162ZM168 203V204H167ZM169 203H170V206H169ZM181 203H182V206H181ZM183 203H185L186 205H188V207L185 205V204H183ZM197 203H198V205H197ZM203 203V204H204ZM212 203V204H211ZM134 204V203H133ZM172 204V205H171ZM174 204V205H173ZM175 204H177L176 205V209L174 208V209H172V207L173 206H175ZM154 205V206H153ZM156 205V206H155ZM161 205V206H160ZM166 206V211H165V206ZM208 205V206H207ZM151 206H152V208H151ZM168 206V207H167ZM172 206V207H171ZM184 206V207H183ZM185 206H186V208H185ZM198 206V207H197ZM235 206H237V207H235ZM155 207L157 208V210H155ZM158 207L160 208V209H158ZM162 207V208H161ZM169 207H171V208H169ZM180 207H181V209H180ZM197 207V208H196ZM259 207V206H258ZM190 208V209H189ZM192 208V209H191ZM242 208H243V210H242ZM48 209V208H47ZM46 209V210H47ZM49 209H50V207H49ZM150 209H152V210H150ZM154 209V210H153ZM169 209H171V210H169ZM181 211H180V210ZM185 209V210H184ZM194 209V210H193ZM210 209V210H209ZM215 209V210H214ZM241 209V210H240ZM50 210H52V213L51 212H49L50 214H49V216L51 215V214H54V212L56 211H54L53 210V208H51ZM49 210V211H50ZM148 210H149V213H148ZM162 210V211H161ZM176 213V212H178L179 211V213L177 214H174V212ZM189 210H191V212H189ZM208 210H209V212H208ZM213 210V211H212ZM218 210V211H217ZM222 210H224V211H222ZM237 210V211H236ZM238 210H240V211H238ZM48 211V210H47ZM54 211V212H53ZM158 213H157V212ZM170 211V212H169ZM193 211V212H192ZM214 211H215V213H214ZM221 211V212H220ZM226 211V212H225ZM258 211V215H256V213L255 212H257ZM262 211V212H261ZM154 212V213H153ZM159 212H162V214H160ZM163 212H164V214H163ZM213 212V213H212ZM246 212V211H245ZM45 213H46V211H45ZM151 213H152V215H151ZM181 213V214H180ZM197 213V214H196ZM148 214H150V215H148ZM155 214V215H154ZM159 214V215H158ZM166 214V215H165ZM169 214V215H168ZM171 214V215H170ZM186 214V215H185ZM187 214H190V215H187ZM192 214V215H191ZM202 214V215H201ZM244 214H246V213H244ZM55 215H57L56 213H55ZM147 215V216H146ZM163 215H165L164 217H161V216H163ZM179 215H181V216H179ZM220 215V216H219ZM247 215V214H246ZM254 215V216H253ZM262 215V216H261ZM52 216V215H51ZM172 216L174 217V218H172ZM176 216L178 217V218H176ZM193 216H194V220L195 221H193ZM199 219V218H201L203 221H200V220H198V219H196V217ZM213 216H215V218L213 217ZM219 216V217H218ZM251 216V217H250ZM255 216H258V217H260V219L257 217V219H256V217ZM52 217H55V216H52ZM170 217H171V219H170ZM180 217H182L183 218V220H182V218H180ZM212 217V219H210ZM218 217V218H217ZM223 217V216H222ZM56 218H58V217H56ZM152 218H154V219H152ZM158 218H159V220H158ZM168 218H169V221L170 222H168L167 220H168ZM190 218H192V219H190ZM206 218V219H205ZM208 218V219H207ZM253 218H255L256 220H254ZM51 219V222H52V219H54V218H50ZM161 219V220H160ZM165 219V220H164ZM174 221H173V220ZM187 219H189V222H188V220ZM214 219V220H213ZM262 219V220H261ZM55 220V219H54ZM53 220V221H54ZM158 220V221H157ZM172 220V221H171ZM177 220V221H176ZM179 220H181V222L179 221ZM186 220H187V225L185 224L186 223ZM196 220H197V222H196ZM211 220V221H210ZM146 221H147V223H146ZM163 221H165V222H163ZM199 221H200V223L201 222H203L202 224H200L199 223ZM205 221V222H204ZM216 221V224L215 223H213V222H215ZM249 221H250V223H249ZM259 221L261 222V227H260V223H259ZM50 222V221H49ZM55 222H56V225L59 223V222H57L56 220H55ZM148 222H150V223H152L151 224V226L149 225L148 227H147V224H150V223H148ZM160 222V223H159ZM162 222H163V224H162ZM173 222V223H172ZM208 222V223H207ZM232 222H233V224H232ZM244 222V223H243ZM253 222H255V223H253ZM262 222H263V224H262ZM167 223H168V225H167ZM170 223H172V224H170ZM177 225H176V224ZM184 225H183V224ZM191 223H192V226L191 227H194L192 230H191V227H190V225H191ZM205 223V224H204ZM206 223H207V226H205L206 225ZM211 223V224H210ZM234 223H236V226H235V224ZM252 223V224H251ZM144 224H146V227L145 228H143V225ZM174 224H175V226L176 227H178V228H176L175 226H174ZM182 224V225H181ZM196 224H197V226H196ZM210 224V225H209ZM213 224V225H212ZM239 225V227H238V225ZM243 226H242V225ZM256 225V227L258 226L259 228H261V230L258 228V229H256V227L254 226V225ZM59 225V224H58ZM57 225V226H58ZM152 225H154V226H152ZM162 225H164V226H162ZM170 225V226H169ZM199 225V226H198ZM218 226V227H215V229L213 228V227H211V226ZM235 226V227H237V228H235V227H233V226ZM262 225H263V227H262ZM168 226V227H167ZM182 228H181V227ZM189 227V229H188V227ZM209 226V227H208ZM221 226V225H220ZM245 226V227H244ZM140 227V226H139ZM151 227V228H150ZM153 227V228H152ZM164 227H165V230H164ZM175 227V229H173L172 230V228H174ZM211 227V228H210ZM230 227V228H229ZM242 227H244V228H242ZM253 229H252V228ZM150 228V229H149ZM169 228V229H168ZM210 228V229H209ZM213 228V229H212ZM218 228H220V229H218ZM232 228V229H231ZM240 228V229H239ZM242 228V229H241ZM138 229V228H137ZM168 229V230H167ZM180 231H179V230ZM187 229H188V231H187ZM195 229V230H194ZM199 229V230H198ZM208 229V231H210L211 230V233H209L208 231H206ZM218 229V230H217ZM227 229H229V230H227ZM231 229V230H230ZM150 230V232H148ZM157 230V231H158ZM170 230H172V231H170ZM175 230V231H174ZM185 230V231H184ZM213 230H215V233H213V235L214 234H217L216 233V231H219V230H221V231H219V232H221V235H219L220 237H219V239H218V236H216L215 235V237L212 235V231ZM224 230H226V232H222V231H224ZM236 230V231H235ZM256 232H255V231ZM258 230H259V232H258ZM2 231V230H1ZM174 231V232H173ZM178 231V232H177ZM183 231H184V233H183ZM187 231V232H186ZM199 232L198 234L196 233V232ZM200 231H201V233H200ZM227 231H228V233H227ZM242 231V232H241ZM149 234H148V233ZM165 232V233H164ZM169 232V233H168ZM171 232V233H170ZM176 232H177V234H176ZM184 234H182V233ZM189 232V233H188ZM191 232H193V233H191ZM202 232H204L203 234H202ZM208 232V233H207ZM214 232V231H213ZM246 232H247V234H246ZM252 232V233H251ZM254 232V233H253ZM134 233V232H133ZM147 233V234H146ZM174 233V234H173ZM197 234V238L195 237V236H193V238H192V234L193 235H196ZM227 235H226V234ZM240 233H241V237H242V239H244L243 241H242V244L241 245H239V244H237V242H234L235 240H236V236H240ZM256 233H257V235H256ZM262 233V234H261ZM1 234H3V233H1L0 232V237H3V235H1ZM37 235V238H39V239H41L40 238V236H39V234L38 233H36ZM86 234V233H85ZM168 234V235H167ZM179 234V235H178ZM182 234V235H181ZM188 234V235H190V238H191V240L193 239L194 241H196V242H194L193 240L191 241H188V240H184V238L183 237H185L186 235ZM218 234H220V233H218ZM246 234V235H245ZM249 234H250V236H252V237H250L249 236ZM253 234V235H252ZM254 234L256 235V237H258L259 235V237H261L260 239H258L257 238V240H259V241H261V243L259 242V241H257V242H259V243H257L256 242V237L254 236ZM170 235V236H169ZM172 235V236H171ZM200 235V236H199ZM202 235V236H201ZM204 235H207L206 236V238H205V240L204 239H202V238H204ZM209 235V236H208ZM223 235V236H222ZM225 235V236H224ZM229 235H231V238H229L230 236ZM233 235V236H232ZM248 235V236H247ZM89 236V235H88ZM167 236V237H166ZM198 236H199V238H198ZM228 236V238H226ZM133 238V239H136V238ZM179 237H181V238H179ZM207 237L209 238H212V237H214V239H215V242H214V239L212 238V239H210L211 241H209V239H207ZM222 237V238H221ZM223 237H224V239H225V241H226V243H225V241H223L224 239H223ZM146 238H143V240L144 239H146ZM158 238V237H157ZM165 238V239H164ZM167 238V239H166ZM176 238V239H175ZM183 238V239H182ZM201 238V239H200ZM234 238H235V240H234ZM250 238V239H249ZM252 238V239H251ZM254 238V239H253ZM264 238V237H263ZM0 239H2V238H0ZM90 239V238H89ZM168 239H169V242H168ZM172 239V240H171ZM210 242L209 244H210V246H209V244H208V241ZM218 239V240H217ZM223 239V240H222ZM163 240V241H162ZM180 240H181V243H180ZM184 240V241H183ZM198 240V241H197ZM221 240L227 245V246H225V244L223 243V242H221ZM231 240V241H230ZM234 240V241H233ZM135 241V240H134ZM158 241V242H157ZM162 241V242H161ZM164 241H166L165 243H163ZM188 241V242H187ZM206 241V242H205ZM218 241V242H217ZM233 241V242H232ZM248 241V242H247ZM33 242H35V241H33ZM185 242V243H184ZM201 242L203 243V244H201ZM251 242V243H250ZM253 242V243H252ZM1 243V242H0ZM160 243V244H159ZM171 245H170V244ZM172 243H173V245H172ZM198 243V244H197ZM205 243V244H204ZM214 243H217V245H215ZM219 243V244H218ZM220 243H221V245H220ZM228 243V244H227ZM230 243V244H229ZM246 243V244H245ZM250 243V244H249ZM256 243V244H255ZM33 244V249H35L37 246H39V244L37 245L36 243V245L34 244V243H32ZM157 244H159L158 246H157ZM186 244V245H185ZM224 244V245H223ZM3 245V244H2ZM5 245V244H4ZM36 247H35V246ZM41 245V244H40ZM150 245V244H149ZM162 245L164 246V248H162ZM170 245V246H169ZM205 245V246H204ZM231 245H232V247H231ZM243 245H245L244 246V249H243ZM5 246H7V244L5 245ZM156 246L158 247V248H156ZM166 246V247H165ZM170 247V249L171 250H169V247ZM171 246H172V248H171ZM174 246V247H173ZM184 246V247H183ZM202 246H204V247H202ZM209 246V247H208ZM212 246V247H211ZM213 246H215L214 247V249H213ZM228 246H230V248L228 247ZM233 246H234V249H232L233 248ZM235 246H237L236 248H235ZM134 247V246H133ZM176 247H178V250H177V248ZM180 247V248H179ZM185 247H186V249H185ZM208 247V248H207ZM212 248V250H211V248ZM222 247V248H221ZM225 247V248H224ZM240 247V248H239ZM245 247H247L246 249L247 250H250L249 252L245 249ZM4 247L2 246V248H1V245H0V249H2V250H0V252L2 251L3 252V250H5V248L3 249ZM43 248V247H42ZM202 248H203V251H202ZM204 248H207V249H204ZM210 248V249H209ZM217 248H218V250H219V248H220V250L218 251L217 250ZM243 250H242V249ZM132 249L133 248H131V252L130 253H132ZM135 249V250H134ZM133 249V253L132 254H136V252L135 251H137L136 249L137 248H134ZM155 249V250H154ZM160 251H159V250ZM163 250V252H162V250ZM172 249H174V251H172ZM176 249V250H175ZM181 249V250H180ZM183 249H184V251H185V254H183ZM222 249H223V251L224 252H222ZM226 249V250H225ZM239 249V250H238ZM254 249H255V251H254ZM36 251H37V253H38V255H39V261L41 260V256H43V254H41V246L40 247H37L36 249H35ZM189 250V249H188ZM208 250H210L209 252L206 251ZM213 250H216V251H214V252H216V254L215 253H213ZM236 250V251H235ZM258 250H260V251H258ZM175 251H177V252H175ZM226 251V252H225ZM239 251H240V253H239ZM246 251H247V253H246ZM262 251V252H261ZM2 252L0 253V256L2 255ZM161 252V253H160ZM167 254H166V253ZM171 252H172V254H171ZM179 252V253H178ZM182 252V253H181ZM194 252V253H193ZM219 252V253H218ZM237 252V253H236ZM245 252V253H244ZM6 253V252H5ZM153 253H155V254H153ZM159 253L160 254H163V255H161V256H158L159 257V259H160V257H162L160 260L158 259V257H157V260H156V255H159ZM170 253V254H169ZM187 253V254H186ZM206 255H205V254ZM210 253H212L213 255H211ZM220 253H222L221 255H219ZM224 253V254H223ZM242 253H244V254H242ZM261 253H263V254H261ZM81 254V253H80ZM80 254H78V255H80ZM131 254V255H132ZM134 254V255H135ZM164 254L166 255V257H164ZM214 254L215 255H217V256H219L218 258H216L217 256H215L214 258H212L213 256H214ZM234 254V255H233ZM239 254H240V257L238 258V261L237 260H234V259H236L238 256H239ZM258 254V255H257ZM260 254V255H259ZM7 255V254H6ZM169 255H170V257H169ZM176 255V256H175ZM232 255L234 256V257H232ZM238 255V256H237ZM256 255V256H255ZM263 255V256H262ZM17 257H18V255H16ZM85 256H87V257H83V255L82 256H79V257H81L82 259H83V261H86V260H88V255H85ZM171 256H172V258H171ZM177 256H179V257H177ZM189 256H188V258H189ZM197 256V257H198ZM208 256V257H207ZM209 256H210V261L208 260L209 259ZM212 256V257H211ZM226 256V257H225ZM253 256H255L256 257V260L254 259V257ZM260 256V257H259ZM2 257V256H1ZM4 257V256H3ZM2 257V258H3ZM16 257V258H17ZM20 257V256H19ZM79 257H77V259L79 260V259H81V258H79ZM193 256L191 255L190 256V258H189V260H192L191 262L193 263V261H194V263L195 264H199L198 263V258L196 257V258H192ZM221 257H225V258H223L224 259V262H223V259H221ZM229 259H228V258ZM236 257V258H235ZM242 257V258H241ZM245 257V260L243 259ZM253 257V258H252ZM259 259H258V258ZM87 258V259H86ZM151 258H153V259H155V260H153V259H151ZM166 258V259H165ZM169 258H171V259H169ZM220 258V259H219ZM227 258V259H226ZM234 258V259H233ZM4 259V258H3ZM2 259V260H3ZM20 259H21V257H20ZM19 259V261H21ZM37 259H38V257L37 256H35L34 257V261H35V263H38L39 261H37ZM50 259V258H49ZM81 259V260H82ZM178 259H180V260H177ZM187 259V258H186ZM193 259H195V260H193ZM196 259H197V261H196ZM202 259H206V261H204V260H202ZM212 259H213V261H212ZM216 259H219V261H217ZM233 259V260H232ZM247 259V260H246ZM253 259V260H252ZM1 260V258H0V264L3 262ZM5 260V259H4ZM15 260H17L18 261V258L17 259H15ZM183 262H182V261ZM242 262H241V261ZM17 261L15 262H11L10 264H18L17 263ZM23 261V264H34V263H32V261H30V259H29V257H27V255L25 256V258L22 260ZM49 261H53V260H49ZM77 261V260H76ZM139 261V260H138ZM152 261H155V262H152ZM158 261V262H157ZM161 261V262H160ZM167 261H169V262H167ZM177 261V262H176ZM221 261V262H220ZM234 261H236L235 263H234ZM240 261V262H239ZM251 261V262H250ZM253 261H255L256 263H254ZM47 263H49L48 261H46ZM53 262H57V261H53ZM79 262L81 263V261L79 260ZM150 262H152V263H150ZM166 262V263H165ZM208 262V263H207ZM219 262V263H218ZM230 262V263H229ZM46 263V264H47ZM77 263H78V261H77ZM83 263V262H82ZM19 264H21V262H19ZM49 264H51V263H49ZM55 264V263H54ZM140 264V263H139Z\"/></svg>",
  "mask_w": 264,
  "mask_h": 264
}]
</instances>
